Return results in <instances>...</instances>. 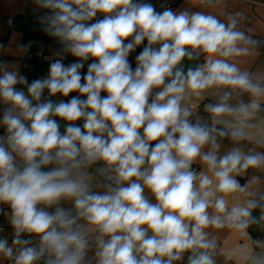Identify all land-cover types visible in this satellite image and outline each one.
Wrapping results in <instances>:
<instances>
[{
  "label": "clouds",
  "instance_id": "obj_1",
  "mask_svg": "<svg viewBox=\"0 0 264 264\" xmlns=\"http://www.w3.org/2000/svg\"><path fill=\"white\" fill-rule=\"evenodd\" d=\"M36 2L62 48L30 83L0 63V204L14 228L0 255L13 264H173L187 253L188 264H215L207 230H244L259 206L241 200L254 192L237 176L264 171V152L220 154L222 138H252L250 122L264 112V81L232 62L255 41L234 18L157 11L145 0ZM145 40L133 69L129 56ZM201 53L203 64L179 67ZM67 54L76 59L66 65ZM209 93L211 123L193 120L187 101ZM255 142L264 146V128ZM99 162L104 182L94 183L88 169Z\"/></svg>",
  "mask_w": 264,
  "mask_h": 264
},
{
  "label": "crops",
  "instance_id": "obj_2",
  "mask_svg": "<svg viewBox=\"0 0 264 264\" xmlns=\"http://www.w3.org/2000/svg\"><path fill=\"white\" fill-rule=\"evenodd\" d=\"M176 12L188 10L189 12H202L206 15L216 16L221 22L227 24L229 18H234L237 21V29L243 31L246 36L251 37L254 44L248 45L249 52L247 55L236 57L232 62L236 63L242 71H248L255 79L264 81V0H181L180 3L173 9ZM45 11L44 8L39 6L36 0H0V63H7L9 66H16L19 68L20 74L25 76L29 83L35 79L46 77L48 68L51 62L59 57L56 55L62 48V45L54 37H50L47 43L42 45L37 53V58L40 61L47 63V67L44 72L36 70L35 64L28 66L30 68L29 75L24 72V60H28L29 44L24 41L22 32L18 29V26L11 24V19L15 15H30L40 14ZM103 16L101 17V19ZM127 42V41H126ZM147 45V41L138 46L133 53L139 54L143 47ZM76 58L70 54L65 55L63 62L67 65L73 62ZM207 59L206 55L201 53L198 57L194 55V58L189 60L185 58L182 64L179 66L185 72L188 68H195L200 64H203ZM84 71V69L82 70ZM21 87V86H18ZM69 97H52L54 102H58L60 99L68 100ZM102 95H105L102 93ZM44 96H47L45 92ZM247 100L248 97L245 94L242 97ZM43 99V97H42ZM216 97L212 94L206 95L204 98L192 97L187 101L190 107L199 105L202 102L215 103ZM235 102V101H234ZM5 105L0 103V119H2L3 108ZM199 119L202 123H211L209 117L199 116L193 120ZM264 119V112L259 113L256 120L250 123L253 127L247 129L251 134L250 139H245L239 143H234L230 138L224 137L220 140V154H224L233 147H239L244 152H264V146L255 142L256 138L261 137V130L264 126L259 125V120ZM61 131H63V122ZM78 126L83 125V121L76 122ZM223 128L224 125H218ZM4 128L0 127V135L4 134ZM93 168L88 171L93 174ZM193 169L200 171L201 166L199 163L193 165ZM253 177H259V180L255 183H250ZM239 183L249 185V190L254 192L252 197H241V200L251 198L264 192V171L249 169L247 172L237 176ZM149 195L150 199H154ZM235 202V201H233ZM65 209H71V201H64L61 204ZM53 211L54 209H49ZM1 221L5 223L10 220V209L8 206L3 205V210L0 213ZM209 238L214 241L215 248L212 250V257L215 264H261L264 261V246L255 247L253 238L246 228L239 230L225 226L223 228H210ZM13 237L0 233V239H7L11 246ZM22 238L32 239L33 243L38 242V237L30 236L25 233L22 234ZM16 248L14 247V253ZM94 252V248L89 251V256ZM8 257L0 255V264H7ZM173 264H188V254L186 253L182 260L175 261Z\"/></svg>",
  "mask_w": 264,
  "mask_h": 264
},
{
  "label": "trees",
  "instance_id": "obj_3",
  "mask_svg": "<svg viewBox=\"0 0 264 264\" xmlns=\"http://www.w3.org/2000/svg\"><path fill=\"white\" fill-rule=\"evenodd\" d=\"M48 11L49 10L45 9L44 12ZM101 17L102 14H98V16L94 19H101ZM91 22H94V20ZM11 24H15L18 26V29L22 32L24 41L29 44V57L28 60H24L25 74L29 75V72H31L29 70L30 68H28L29 65L30 67H32L31 64H35L37 71L44 72L45 68L47 67V63L45 64L44 61H40L37 58V53L40 47L47 43V41L51 37L44 31L45 25L37 20L36 14L15 15L11 19ZM90 62L91 61H89V63ZM86 71L87 63L85 64L84 71H82V73H86ZM253 199L259 202V206L252 210L253 219L250 221L247 229L249 230L253 238L255 247H259L264 246V192L256 194ZM1 218L2 216H0V219ZM0 224H5V221L0 220ZM0 233L4 234L3 232Z\"/></svg>",
  "mask_w": 264,
  "mask_h": 264
},
{
  "label": "built area",
  "instance_id": "obj_4",
  "mask_svg": "<svg viewBox=\"0 0 264 264\" xmlns=\"http://www.w3.org/2000/svg\"><path fill=\"white\" fill-rule=\"evenodd\" d=\"M181 0H145V2H150L152 3L157 11H163L164 8H171L172 10L180 3ZM47 15H50V12H43L37 15V20L41 22V18L45 17ZM1 20V19H0ZM137 54L135 53H131L129 56V61L133 67V69L136 66L135 63V57ZM207 103L202 102L197 106L192 107L194 116L192 117V119H195L199 116H205L208 117L209 114L205 111V105ZM103 167V163L99 162L98 164L94 165V169H93V182H104V178L103 176H101L99 173H97L96 169ZM93 191H103L102 188H94ZM3 210V204H0V213ZM0 232H3L5 235H8L10 237L14 236V228L10 223V220H8L7 223L5 224H0ZM7 264H13V259L10 258L9 261L7 262ZM38 264H42L41 262H38Z\"/></svg>",
  "mask_w": 264,
  "mask_h": 264
},
{
  "label": "rangeland",
  "instance_id": "obj_5",
  "mask_svg": "<svg viewBox=\"0 0 264 264\" xmlns=\"http://www.w3.org/2000/svg\"><path fill=\"white\" fill-rule=\"evenodd\" d=\"M94 169V168H93ZM92 176H93V174H92Z\"/></svg>",
  "mask_w": 264,
  "mask_h": 264
}]
</instances>
